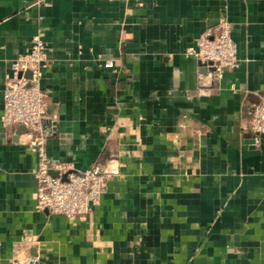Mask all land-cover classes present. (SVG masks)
Listing matches in <instances>:
<instances>
[{
	"label": "crops",
	"instance_id": "0c3cea01",
	"mask_svg": "<svg viewBox=\"0 0 264 264\" xmlns=\"http://www.w3.org/2000/svg\"><path fill=\"white\" fill-rule=\"evenodd\" d=\"M221 17L239 66L216 83L184 52ZM38 31L50 162L112 176L84 217L37 210V154L0 124V264H264V136L244 128L264 93V0H0V115Z\"/></svg>",
	"mask_w": 264,
	"mask_h": 264
},
{
	"label": "built area",
	"instance_id": "2783aa9c",
	"mask_svg": "<svg viewBox=\"0 0 264 264\" xmlns=\"http://www.w3.org/2000/svg\"><path fill=\"white\" fill-rule=\"evenodd\" d=\"M46 50L43 33L38 31L30 47L11 62L10 72L4 77L0 124L4 128L23 126L22 144L37 154L35 208L73 220L91 212L112 172L98 160L82 171L70 163L50 162L45 146L57 115L49 114L48 95L40 88L43 70L48 67ZM236 54L231 24L226 17L203 31L195 45L184 52L186 57L196 59L200 67L211 69L208 74L216 83L226 70L239 66ZM99 61L103 68L114 69L113 60L100 57ZM244 128L251 133L253 144L259 146L264 136V93L251 108Z\"/></svg>",
	"mask_w": 264,
	"mask_h": 264
},
{
	"label": "water",
	"instance_id": "95a60500",
	"mask_svg": "<svg viewBox=\"0 0 264 264\" xmlns=\"http://www.w3.org/2000/svg\"><path fill=\"white\" fill-rule=\"evenodd\" d=\"M202 68H203L204 70H211V69H206V68L203 67V66H202ZM26 76L29 77V76H30V72H27V73H26ZM24 132H25V128H24L23 126H19L18 129H17V131L15 132V138H18V136H19L20 134L24 133ZM247 142L253 144V140H252V139H248Z\"/></svg>",
	"mask_w": 264,
	"mask_h": 264
}]
</instances>
